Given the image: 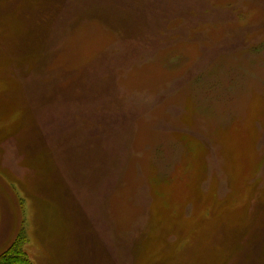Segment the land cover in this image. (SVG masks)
Instances as JSON below:
<instances>
[{"label": "rangeland", "instance_id": "obj_1", "mask_svg": "<svg viewBox=\"0 0 264 264\" xmlns=\"http://www.w3.org/2000/svg\"><path fill=\"white\" fill-rule=\"evenodd\" d=\"M264 264V0H0V255Z\"/></svg>", "mask_w": 264, "mask_h": 264}, {"label": "trees", "instance_id": "obj_2", "mask_svg": "<svg viewBox=\"0 0 264 264\" xmlns=\"http://www.w3.org/2000/svg\"><path fill=\"white\" fill-rule=\"evenodd\" d=\"M26 241L25 231L21 230L9 250L0 255V264H30L29 256L24 247Z\"/></svg>", "mask_w": 264, "mask_h": 264}]
</instances>
